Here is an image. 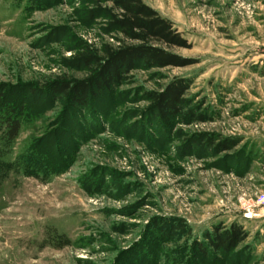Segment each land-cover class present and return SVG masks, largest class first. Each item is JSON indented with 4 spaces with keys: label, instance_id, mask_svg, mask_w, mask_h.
I'll list each match as a JSON object with an SVG mask.
<instances>
[{
    "label": "rangeland",
    "instance_id": "374dc122",
    "mask_svg": "<svg viewBox=\"0 0 264 264\" xmlns=\"http://www.w3.org/2000/svg\"><path fill=\"white\" fill-rule=\"evenodd\" d=\"M143 1L191 65L138 69L80 108L52 82L86 80L78 55L120 36L85 0H0V93L23 120L13 141L0 123V264H264V213L242 207L264 194V0ZM176 80L185 107L164 122L149 94ZM219 137L238 145L216 154ZM232 224L234 252L194 251Z\"/></svg>",
    "mask_w": 264,
    "mask_h": 264
},
{
    "label": "trees",
    "instance_id": "16d2710c",
    "mask_svg": "<svg viewBox=\"0 0 264 264\" xmlns=\"http://www.w3.org/2000/svg\"><path fill=\"white\" fill-rule=\"evenodd\" d=\"M90 7V23L105 17L109 30L118 34L117 46L104 44L101 49H86L78 55L90 73L86 80L52 82V90L60 98L75 107L83 108L98 92L114 91L127 81L138 69L182 68L191 65L171 52L187 49L186 40L174 29L172 23L145 5L143 0H85ZM187 84L182 80L172 81L161 93H150L151 107L164 122L182 113L185 107ZM0 93V123L4 135L13 141L21 130L22 116L18 107L7 106ZM22 107V106H21ZM204 118L198 120L204 122ZM205 145L214 148L216 154L231 151L238 145L235 139H207ZM247 234L241 226H214L206 231L202 241L194 243V251L206 257V250L213 253L230 254L246 240ZM205 243V244H204Z\"/></svg>",
    "mask_w": 264,
    "mask_h": 264
},
{
    "label": "built area",
    "instance_id": "2783aa9c",
    "mask_svg": "<svg viewBox=\"0 0 264 264\" xmlns=\"http://www.w3.org/2000/svg\"><path fill=\"white\" fill-rule=\"evenodd\" d=\"M243 219L252 220L256 217L255 210L259 208L264 213V194H260L254 201L243 203Z\"/></svg>",
    "mask_w": 264,
    "mask_h": 264
}]
</instances>
